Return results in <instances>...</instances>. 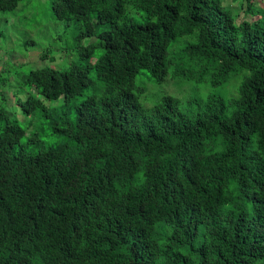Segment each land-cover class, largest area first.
<instances>
[{
  "label": "trees",
  "instance_id": "obj_1",
  "mask_svg": "<svg viewBox=\"0 0 264 264\" xmlns=\"http://www.w3.org/2000/svg\"><path fill=\"white\" fill-rule=\"evenodd\" d=\"M223 2L49 0L76 56L0 104V264H264V21ZM192 33L175 75L235 94L143 103Z\"/></svg>",
  "mask_w": 264,
  "mask_h": 264
},
{
  "label": "rangeland",
  "instance_id": "obj_2",
  "mask_svg": "<svg viewBox=\"0 0 264 264\" xmlns=\"http://www.w3.org/2000/svg\"><path fill=\"white\" fill-rule=\"evenodd\" d=\"M223 1L238 22L242 19L264 21V0ZM248 1L253 2V9L250 11H247ZM73 28L72 21H58L54 18L49 0H22L14 9L0 14V104L7 105L11 111L15 104H20L18 99L24 100L29 94L42 98L44 104H53V101L43 98L35 86L24 82L23 75L29 69L44 66L62 67L74 59L76 54L71 41ZM194 40L192 33L182 34L171 42L168 58L172 65L164 82L152 81L145 70L136 75L135 82L143 84L147 90L141 97L143 103H153L162 93L174 95L178 104L183 106L203 104L212 93L225 97L235 94V80L227 86L211 87L207 82H199L195 78L186 80L180 75H175L184 66L180 64L178 55ZM100 49L101 47L96 49L93 60L98 56ZM43 53L47 55L42 57ZM19 119L25 118L20 116Z\"/></svg>",
  "mask_w": 264,
  "mask_h": 264
}]
</instances>
